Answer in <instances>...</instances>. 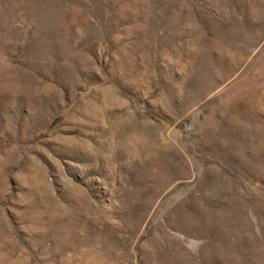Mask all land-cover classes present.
Segmentation results:
<instances>
[{
    "label": "rangeland",
    "instance_id": "obj_1",
    "mask_svg": "<svg viewBox=\"0 0 264 264\" xmlns=\"http://www.w3.org/2000/svg\"><path fill=\"white\" fill-rule=\"evenodd\" d=\"M83 263L264 264V0H0V264Z\"/></svg>",
    "mask_w": 264,
    "mask_h": 264
},
{
    "label": "bare ground",
    "instance_id": "obj_2",
    "mask_svg": "<svg viewBox=\"0 0 264 264\" xmlns=\"http://www.w3.org/2000/svg\"><path fill=\"white\" fill-rule=\"evenodd\" d=\"M136 225V224H135ZM218 251V250H217ZM214 252H216V250L214 251ZM79 259V258H78ZM80 261V260H79ZM82 262V261H81ZM84 264V263H83Z\"/></svg>",
    "mask_w": 264,
    "mask_h": 264
}]
</instances>
